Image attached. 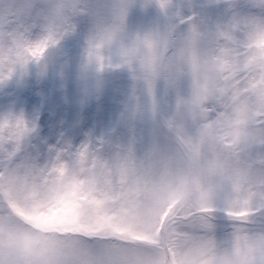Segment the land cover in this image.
Returning a JSON list of instances; mask_svg holds the SVG:
<instances>
[{
  "label": "snow or ice",
  "instance_id": "6c2138e0",
  "mask_svg": "<svg viewBox=\"0 0 264 264\" xmlns=\"http://www.w3.org/2000/svg\"><path fill=\"white\" fill-rule=\"evenodd\" d=\"M0 264H264V0H0Z\"/></svg>",
  "mask_w": 264,
  "mask_h": 264
}]
</instances>
